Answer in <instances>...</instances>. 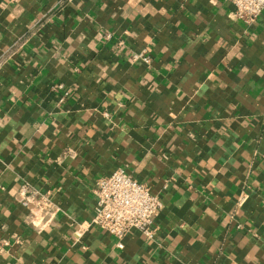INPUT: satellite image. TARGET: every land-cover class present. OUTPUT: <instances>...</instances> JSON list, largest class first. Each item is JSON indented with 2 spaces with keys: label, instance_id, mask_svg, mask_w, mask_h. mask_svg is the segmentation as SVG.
Listing matches in <instances>:
<instances>
[{
  "label": "crops",
  "instance_id": "obj_1",
  "mask_svg": "<svg viewBox=\"0 0 264 264\" xmlns=\"http://www.w3.org/2000/svg\"><path fill=\"white\" fill-rule=\"evenodd\" d=\"M233 10L0 0V264H264V12ZM118 168L163 201L122 248L91 223Z\"/></svg>",
  "mask_w": 264,
  "mask_h": 264
},
{
  "label": "built area",
  "instance_id": "obj_2",
  "mask_svg": "<svg viewBox=\"0 0 264 264\" xmlns=\"http://www.w3.org/2000/svg\"><path fill=\"white\" fill-rule=\"evenodd\" d=\"M225 1L234 8L232 16L247 22L264 12V0ZM139 57L134 55L135 59ZM93 194L95 207L91 223L114 236L118 247H123L124 239L132 232H139L150 240L155 238L158 232L156 221L163 201L148 184L137 181L125 169L118 168L96 180ZM31 202L37 203L39 209L50 206L47 198H38L34 193L26 197L24 203L29 205Z\"/></svg>",
  "mask_w": 264,
  "mask_h": 264
}]
</instances>
